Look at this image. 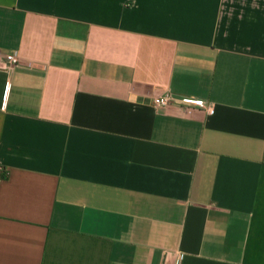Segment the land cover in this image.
<instances>
[{
    "label": "crops",
    "instance_id": "crops-1",
    "mask_svg": "<svg viewBox=\"0 0 264 264\" xmlns=\"http://www.w3.org/2000/svg\"><path fill=\"white\" fill-rule=\"evenodd\" d=\"M180 255L264 264V0H0V264Z\"/></svg>",
    "mask_w": 264,
    "mask_h": 264
},
{
    "label": "built area",
    "instance_id": "built-area-1",
    "mask_svg": "<svg viewBox=\"0 0 264 264\" xmlns=\"http://www.w3.org/2000/svg\"><path fill=\"white\" fill-rule=\"evenodd\" d=\"M7 61L10 64H18L19 58L16 54H8ZM174 104L185 105V106H194V107H205L206 104L203 100L194 97H179L173 94L171 91H165L162 94L154 98V105L156 107H166ZM182 255L178 256L177 264H181Z\"/></svg>",
    "mask_w": 264,
    "mask_h": 264
}]
</instances>
